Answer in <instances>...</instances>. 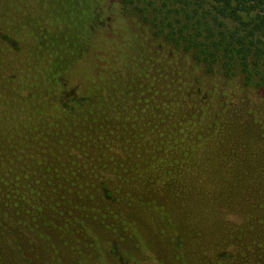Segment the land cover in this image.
I'll use <instances>...</instances> for the list:
<instances>
[{
    "label": "trees",
    "instance_id": "trees-1",
    "mask_svg": "<svg viewBox=\"0 0 264 264\" xmlns=\"http://www.w3.org/2000/svg\"><path fill=\"white\" fill-rule=\"evenodd\" d=\"M104 259L264 264V0H0V264Z\"/></svg>",
    "mask_w": 264,
    "mask_h": 264
},
{
    "label": "rangeland",
    "instance_id": "rangeland-1",
    "mask_svg": "<svg viewBox=\"0 0 264 264\" xmlns=\"http://www.w3.org/2000/svg\"><path fill=\"white\" fill-rule=\"evenodd\" d=\"M146 38H147V37H146ZM146 40H147V44H149V39L147 38ZM146 46H147V48L153 49V47H150L149 45H146ZM95 264H98V261H97V263H95ZM102 264H110V263L107 262V261L104 259V260H102Z\"/></svg>",
    "mask_w": 264,
    "mask_h": 264
}]
</instances>
